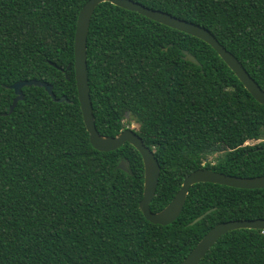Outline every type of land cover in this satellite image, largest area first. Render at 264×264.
<instances>
[{
  "label": "trees",
  "instance_id": "obj_1",
  "mask_svg": "<svg viewBox=\"0 0 264 264\" xmlns=\"http://www.w3.org/2000/svg\"><path fill=\"white\" fill-rule=\"evenodd\" d=\"M87 1L0 0V264H180L216 224L264 218V188L211 182L191 186L171 224L145 217L142 155L129 142L98 150L84 122L74 63ZM135 1L209 29L264 89V0ZM184 50L201 65L185 60ZM87 53L100 133L115 136L134 121L160 162L152 211L202 167L264 175V104L209 43L103 2ZM30 79L51 83L70 102L24 86L10 111L9 86ZM214 154L222 155L205 162ZM198 264H264V230L227 232Z\"/></svg>",
  "mask_w": 264,
  "mask_h": 264
},
{
  "label": "water",
  "instance_id": "obj_2",
  "mask_svg": "<svg viewBox=\"0 0 264 264\" xmlns=\"http://www.w3.org/2000/svg\"><path fill=\"white\" fill-rule=\"evenodd\" d=\"M103 2H111L121 8L138 12L154 21L191 34L209 43L236 74L239 80L244 84L245 88L261 104H264V89L251 76L243 63L223 44H221L209 29L200 24L181 19L160 9L145 6L135 0H88L83 5L76 25L74 68L78 88V99L80 101L84 122L89 131L91 143L98 150L104 152L116 150L124 143L129 142L142 155L144 162V197L140 202V207L145 217L155 224H171L181 215L191 186L201 182L218 183L246 189L264 188V175L242 177L202 167L193 171L184 179L181 188L175 197L162 210L157 212L152 211L150 204L156 194L161 174L160 162L155 155V151L145 144L143 138L133 128L127 127L115 136H107L101 134L96 126L93 102L90 94L87 50L91 18L97 6ZM184 59L197 65H201V62L197 57L187 50H184ZM69 69L70 66L65 69L68 79L69 76L67 71ZM33 85L44 87L55 101L70 102L65 95L57 97L53 85L47 81L40 79L20 80L9 86L16 94L10 107V111H13L17 103L23 99V87ZM118 167L124 171H129L130 169L127 160H121ZM212 210H214V208L196 218L191 224L200 221ZM241 228L264 230V218L229 220L216 224L202 237L180 264H198L223 235L231 230Z\"/></svg>",
  "mask_w": 264,
  "mask_h": 264
},
{
  "label": "rangeland",
  "instance_id": "obj_3",
  "mask_svg": "<svg viewBox=\"0 0 264 264\" xmlns=\"http://www.w3.org/2000/svg\"><path fill=\"white\" fill-rule=\"evenodd\" d=\"M127 120H129V116L127 117ZM128 127L137 130L139 128V124H137L136 122L132 121L131 124ZM258 142H259V140H251L248 143L249 144H255V143H258ZM221 155L222 154L209 155L207 157V159L205 160V162L207 161V162L216 163L221 158Z\"/></svg>",
  "mask_w": 264,
  "mask_h": 264
}]
</instances>
